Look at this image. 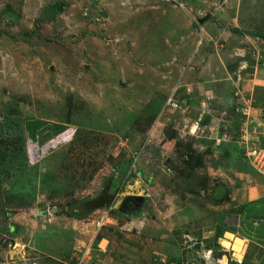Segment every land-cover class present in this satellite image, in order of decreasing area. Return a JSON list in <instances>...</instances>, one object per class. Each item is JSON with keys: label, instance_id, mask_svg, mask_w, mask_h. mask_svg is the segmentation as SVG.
<instances>
[{"label": "rangeland", "instance_id": "obj_1", "mask_svg": "<svg viewBox=\"0 0 264 264\" xmlns=\"http://www.w3.org/2000/svg\"><path fill=\"white\" fill-rule=\"evenodd\" d=\"M161 1L193 22L178 70H157L178 41L144 0H0V264H73L88 244L95 264H225L235 239L264 264V178L216 143L236 88L264 112V39L247 34L264 0ZM201 115L218 134L188 132Z\"/></svg>", "mask_w": 264, "mask_h": 264}, {"label": "built area", "instance_id": "obj_2", "mask_svg": "<svg viewBox=\"0 0 264 264\" xmlns=\"http://www.w3.org/2000/svg\"><path fill=\"white\" fill-rule=\"evenodd\" d=\"M196 23V22H195ZM197 26L198 23H196ZM234 98L237 101V107L233 104L231 106L235 109V130L232 132L234 136H230L227 131H222L220 136H217V144L220 142H230L233 143L242 156L247 160L250 167L254 169L258 174L264 178V143L258 139L257 135V124L264 122V112L261 117L255 116V108L252 106L251 102L248 99V96L243 95L242 89L236 88L234 92ZM167 106L171 108L178 109H187L189 106L183 102L174 101L171 98L167 101ZM204 106V104H202ZM169 108V107H168ZM204 111L202 115H204ZM202 115L192 121L188 126L189 133H211L214 132L218 134V123L221 122L219 117H216L217 124L204 123L202 121ZM220 131V130H219ZM139 155L137 154L132 158L131 169L134 171L138 167ZM113 208L112 205H109L107 209L103 212L101 216L93 220V225L96 228H101L105 222L109 221L108 212ZM236 240V239H235ZM232 241L229 243L226 251L227 254H222V259L225 260V264H228L229 261L233 264H242L243 257L246 251V242L244 239H240L241 243L237 246L236 242ZM89 250H91V244L85 246L74 259L73 264H95L92 262L91 257L89 256ZM205 252V251H204ZM206 252L211 255L212 252L210 249ZM25 264H37L35 261H31L28 257L23 258ZM89 260V262H88ZM219 261V260H218Z\"/></svg>", "mask_w": 264, "mask_h": 264}, {"label": "crops", "instance_id": "obj_3", "mask_svg": "<svg viewBox=\"0 0 264 264\" xmlns=\"http://www.w3.org/2000/svg\"><path fill=\"white\" fill-rule=\"evenodd\" d=\"M144 2H145V4L143 3L142 5H140V8L142 7V9L145 12L146 11L150 12L151 15H148V16L153 17L152 19L154 20L153 21L151 19V22L154 24H157L158 22H160L161 24H163V28L166 25V33L164 35V41H163V42H165L164 43L165 45L163 47L170 45V40H168V39H170V37H171V39L178 41V43L176 45H174L177 48L176 51H175V47H174V50L171 53V57L169 56L170 58H168V59L166 58L167 61L161 62V65H160L159 69H157V70L163 69V70L168 71L170 69L178 70L179 68L180 69L184 68L189 61H192L191 60L192 57L195 56V54H192V52H190L189 49L185 48L187 41L193 42V39L194 40L196 39L195 35H193V34L190 35V31H191V27H192L193 22L192 23L189 22L187 14L183 10L178 9L175 6H172L171 3H167V2H164L161 0H158V1H156V0H144ZM154 13L157 16H153ZM156 18H159V20L157 21ZM222 32H220V33L218 32L219 33L218 35L224 36L223 38L228 39L229 35L227 36V34H224L225 32H223V33ZM187 47L191 49L193 46L188 44ZM153 55H154L153 58L155 59V61L152 60V61L148 62L149 64H155L159 53H157V54L154 53ZM139 56H140V54H139ZM200 57H204V56L201 54ZM141 58H145V56H143ZM208 65H213V64H207V66ZM151 68L153 69L154 66H152ZM209 68L212 69L211 67H209ZM19 245L21 248L24 249V245H21V244H19ZM24 252L25 253L21 254V255H24V257H26V251H24Z\"/></svg>", "mask_w": 264, "mask_h": 264}, {"label": "trees", "instance_id": "obj_4", "mask_svg": "<svg viewBox=\"0 0 264 264\" xmlns=\"http://www.w3.org/2000/svg\"><path fill=\"white\" fill-rule=\"evenodd\" d=\"M247 34H251V35H254L256 37H260V38L264 39V33H255L254 34L252 32L247 31Z\"/></svg>", "mask_w": 264, "mask_h": 264}, {"label": "water", "instance_id": "obj_5", "mask_svg": "<svg viewBox=\"0 0 264 264\" xmlns=\"http://www.w3.org/2000/svg\"><path fill=\"white\" fill-rule=\"evenodd\" d=\"M169 131H170V130H167V131L165 132V135H168ZM108 206H109V205H108Z\"/></svg>", "mask_w": 264, "mask_h": 264}, {"label": "bare ground", "instance_id": "obj_6", "mask_svg": "<svg viewBox=\"0 0 264 264\" xmlns=\"http://www.w3.org/2000/svg\"><path fill=\"white\" fill-rule=\"evenodd\" d=\"M9 249V248H8Z\"/></svg>", "mask_w": 264, "mask_h": 264}]
</instances>
